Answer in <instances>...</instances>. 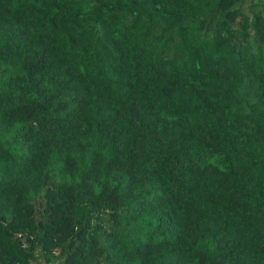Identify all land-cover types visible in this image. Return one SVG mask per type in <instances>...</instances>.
<instances>
[{"label": "trees", "instance_id": "1", "mask_svg": "<svg viewBox=\"0 0 264 264\" xmlns=\"http://www.w3.org/2000/svg\"><path fill=\"white\" fill-rule=\"evenodd\" d=\"M0 264H264V0H0Z\"/></svg>", "mask_w": 264, "mask_h": 264}]
</instances>
